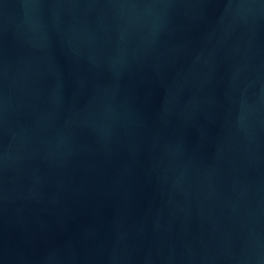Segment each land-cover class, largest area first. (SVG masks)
<instances>
[{"label": "water", "instance_id": "1", "mask_svg": "<svg viewBox=\"0 0 264 264\" xmlns=\"http://www.w3.org/2000/svg\"><path fill=\"white\" fill-rule=\"evenodd\" d=\"M0 264H264V0H0Z\"/></svg>", "mask_w": 264, "mask_h": 264}]
</instances>
